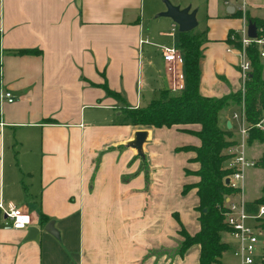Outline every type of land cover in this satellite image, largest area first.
Wrapping results in <instances>:
<instances>
[{
  "label": "crops",
  "instance_id": "0c3cea01",
  "mask_svg": "<svg viewBox=\"0 0 264 264\" xmlns=\"http://www.w3.org/2000/svg\"><path fill=\"white\" fill-rule=\"evenodd\" d=\"M167 1L195 10L189 31L201 35L199 94L238 90L229 34L247 25L245 15L264 22V0ZM164 10V0H0V90L14 98L0 102V202L11 201L31 218L14 229L0 209V264H198L197 244L177 253L179 225L190 235L198 230L195 191L181 193L196 181L184 169L197 163L182 151V180L172 193L171 180L156 178L164 166L151 146L165 135L177 140L174 149L199 141L173 126L129 125L124 115L162 88L177 92L171 87L181 67L167 70L161 48L178 49L179 31L159 15ZM22 49L36 52L16 53ZM236 109L218 113L233 140ZM138 129L147 132L142 155L125 145ZM253 141L245 154L255 161L263 152L248 153ZM49 220L57 237L43 230ZM31 226L38 231L27 238ZM226 253L239 264L230 248L219 264H233L223 260Z\"/></svg>",
  "mask_w": 264,
  "mask_h": 264
},
{
  "label": "trees",
  "instance_id": "16d2710c",
  "mask_svg": "<svg viewBox=\"0 0 264 264\" xmlns=\"http://www.w3.org/2000/svg\"><path fill=\"white\" fill-rule=\"evenodd\" d=\"M247 22H252L256 28V36H264V22L245 15ZM230 43L238 47L236 42ZM201 35L192 31L179 32L177 47L182 56V81L181 90L170 93L162 88L157 96L150 99L145 105L137 108H125L126 122L132 126L142 127H175L177 130L196 136L199 143L195 146H181L176 148L181 151H190L193 156L189 162H196L195 170L184 169L186 175H193L196 181L183 184L181 193L193 188L197 197L198 230L188 234L181 225L177 234L181 237L177 253L192 244L199 246L198 264H219L222 252L229 248V244L222 239L226 225L223 221L224 203L232 189L223 182L226 170L222 168L227 157L226 149L233 143L230 130L221 128L218 124V113L229 105L239 106L241 93L239 90L220 97H209L199 94V60ZM262 47V46H261ZM260 47L249 43L245 53L250 62V71L244 84L242 95L244 118L253 124L261 114H264V77L262 76L263 64L259 55ZM36 50L22 49L16 53H34ZM106 89V88H105ZM106 92L120 98L116 92L106 89ZM195 124L197 129L187 126ZM264 140V131L250 128L247 142ZM254 166L264 169V152L254 161ZM260 204H264V185L260 187L259 195L251 201H246L245 208L248 212L255 211ZM176 217V216H175ZM41 221L46 218L39 214ZM259 226L264 227V221ZM264 264V260L262 262Z\"/></svg>",
  "mask_w": 264,
  "mask_h": 264
},
{
  "label": "built area",
  "instance_id": "2783aa9c",
  "mask_svg": "<svg viewBox=\"0 0 264 264\" xmlns=\"http://www.w3.org/2000/svg\"><path fill=\"white\" fill-rule=\"evenodd\" d=\"M229 40L236 42L238 47L229 44L226 51L234 49L237 54V71L239 77L238 90L241 93V102L237 110L231 114V118L236 121L237 137L233 143L226 149L227 157L223 161L222 168L226 170L224 179L228 181L225 184L232 193L228 195L224 203L223 221L226 230L223 232L229 239V248L238 260L239 264H262L264 260V236L262 242H259L257 233L264 235V227L259 226L264 221V204H260L255 211L248 212L245 208L246 201L243 199L245 171L254 166V161L247 158L245 147L250 128H256L264 131V114L253 123L249 124L244 118L242 95L244 84L248 78L251 69L249 59L245 53V47L249 43H254L260 47L259 55L263 56L262 44L264 37L250 38L246 34V24L242 25L229 34ZM163 61L168 63L166 69L171 70V65L181 67L182 56L176 47L161 48ZM179 83L174 84L173 90H181L183 87L182 72L176 73ZM14 98L11 92L0 90V102H13ZM0 209L6 222V226L14 229H23L31 224L29 214L11 201L4 205L0 202Z\"/></svg>",
  "mask_w": 264,
  "mask_h": 264
},
{
  "label": "rangeland",
  "instance_id": "374dc122",
  "mask_svg": "<svg viewBox=\"0 0 264 264\" xmlns=\"http://www.w3.org/2000/svg\"><path fill=\"white\" fill-rule=\"evenodd\" d=\"M262 76L264 74L262 72ZM237 110V109H236ZM235 110V111H236ZM219 126L225 128V124H223L220 120L218 122ZM234 127L236 125L234 124ZM189 137L188 135H186ZM174 138L169 135H165L161 137V143L159 145H153V149H155L156 156L154 157L155 162H161L163 164V170L155 171L157 177L163 180H171L170 184L172 185V193L174 191L175 181L182 180V172L181 167L184 162L185 155L181 150H177L176 148H171L173 145ZM180 142L181 140L178 139ZM262 152H264V142L253 141L251 146L248 149V153L252 156H258ZM264 185V169L259 167H250L248 168L245 175L244 182V198L252 200L256 198L259 194L260 187ZM259 242H262L263 234L257 233ZM227 251V250H226ZM223 260L226 262H233L236 264V258L226 253L223 257Z\"/></svg>",
  "mask_w": 264,
  "mask_h": 264
},
{
  "label": "water",
  "instance_id": "95a60500",
  "mask_svg": "<svg viewBox=\"0 0 264 264\" xmlns=\"http://www.w3.org/2000/svg\"><path fill=\"white\" fill-rule=\"evenodd\" d=\"M164 5L165 10L160 12L159 15L169 17L177 25L179 32L189 31L196 26L195 10H189V7L178 8L167 0H164ZM246 34L250 38L256 37L255 25L252 22H247ZM225 126L229 128V122H226ZM146 135L147 132L144 129L135 130L131 139L125 145L135 149L137 154L142 155V144L146 139ZM227 181L226 178L223 180L225 184ZM43 230L57 237V231L53 227V220L47 221L43 226ZM37 231L36 227H29L27 238L34 237Z\"/></svg>",
  "mask_w": 264,
  "mask_h": 264
}]
</instances>
